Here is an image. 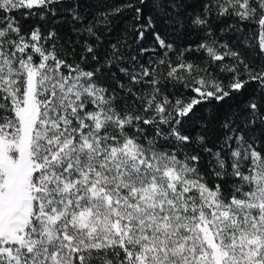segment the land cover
<instances>
[{
    "label": "snow or ice",
    "instance_id": "1",
    "mask_svg": "<svg viewBox=\"0 0 264 264\" xmlns=\"http://www.w3.org/2000/svg\"><path fill=\"white\" fill-rule=\"evenodd\" d=\"M0 264H264V0H0Z\"/></svg>",
    "mask_w": 264,
    "mask_h": 264
},
{
    "label": "trees",
    "instance_id": "2",
    "mask_svg": "<svg viewBox=\"0 0 264 264\" xmlns=\"http://www.w3.org/2000/svg\"><path fill=\"white\" fill-rule=\"evenodd\" d=\"M192 39H195V37H188L187 40H184L182 42H187L188 40H192ZM202 114H204V113H198V116L202 115Z\"/></svg>",
    "mask_w": 264,
    "mask_h": 264
}]
</instances>
